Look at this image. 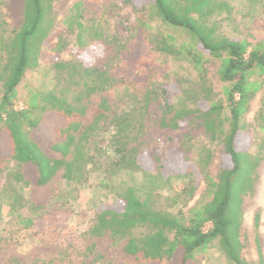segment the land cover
Masks as SVG:
<instances>
[{"label":"trees","instance_id":"trees-1","mask_svg":"<svg viewBox=\"0 0 264 264\" xmlns=\"http://www.w3.org/2000/svg\"><path fill=\"white\" fill-rule=\"evenodd\" d=\"M54 1L23 0L21 23L10 28L0 0V161L15 163L6 183L15 180L41 186L61 171L66 181L83 184L95 171L105 178L121 172L151 177L150 169L154 168L155 175L173 192L166 198L171 204L185 206L201 182L205 188L201 199L188 209L171 210L158 207L155 192L141 196L133 186H121L112 203L97 208L85 232L86 243L68 241L64 252L46 264H53V260L99 264L103 254L96 249L95 240L102 238L110 245L123 241L121 250L134 260L131 264H159L163 257L173 264H196V255L205 252L213 241H217L229 264H255L242 256L240 229L243 198L254 192L260 156L248 149L250 140L242 118L252 98L263 88L264 40L252 43L218 30L212 17L216 13L228 17L232 0H133L149 6L163 26L185 34L182 40L167 31L148 36V24L140 22L133 38H144L150 49L178 57L196 71L195 85L175 88L185 102V106H177L167 95L172 84L155 83L152 72H145L144 63L138 60L137 48L131 51L126 43L107 34L100 16L85 17L84 0H76L62 21L63 31L74 35L72 46L76 49L100 44L101 56L90 66L75 58L52 61L51 88L42 92L29 89L23 106L17 109V85L39 65L42 50L58 54L65 47L61 38L45 46L56 25ZM245 2L251 9L261 0ZM124 54L131 64H119L126 59ZM210 59L216 61V75L224 84L219 99L205 77L204 63ZM118 84L143 85L138 113L112 110L108 91ZM154 95L163 97L164 106L155 116H148L149 105L156 101ZM49 119L57 126L47 124ZM255 121L264 133V98ZM105 124L111 126L110 139L98 146L92 138ZM149 124L171 131L189 129L174 145L176 152L152 154L150 158L143 154ZM195 127L201 128L210 144L220 146L216 175L206 171L213 155L209 146L203 145L197 157L193 156L190 129ZM261 141L264 143V137ZM177 160L182 167L171 168L172 163L179 165ZM105 178L100 185H106ZM174 180L181 182L180 189L172 188ZM13 218L17 230L34 225L33 218L18 212ZM259 218V214L254 216L255 225ZM138 227L145 230L133 233ZM12 234L0 230V252L16 244ZM10 264L27 263L12 259ZM30 264L43 263L34 260Z\"/></svg>","mask_w":264,"mask_h":264},{"label":"rangeland","instance_id":"rangeland-1","mask_svg":"<svg viewBox=\"0 0 264 264\" xmlns=\"http://www.w3.org/2000/svg\"><path fill=\"white\" fill-rule=\"evenodd\" d=\"M2 1L1 9L9 27L17 28L22 20L23 0ZM75 1L56 0L53 2L52 8L56 25L45 46H49L61 38L65 47L58 54L50 53L47 48L42 50L39 65L28 71L17 85L18 100L14 105L15 108L18 109L23 106V98L29 89L42 92L51 88L53 82L52 61L75 58L84 66H90L101 56L102 46L100 44L94 43L83 50L76 49L72 46L74 35L63 31L62 21L68 8ZM231 6V14L228 17L224 13H216L212 17V20L217 23L218 30L228 36L245 38L252 43L264 40V0H261L259 5L251 9L247 7L245 0H232ZM83 12L87 18L100 16L105 32L126 43L129 50L132 51L134 47L137 48L138 60L144 63L145 72H152V78L157 84H172L167 95L175 105L185 106L180 94L175 93V88L195 85L198 80L196 71L188 62L178 57L150 49L149 44L143 41L144 38L133 41L140 22L148 24L145 28V35L147 33L148 36L156 32L167 31L182 40L185 38L183 32L163 26L154 17L149 6H142L133 0L130 3H123L119 0H84ZM123 56L126 59L122 58L123 60L119 64L128 65L132 63L126 54ZM216 67L215 60L210 59L204 63L206 81L211 86L214 97L219 99L224 84L218 80ZM260 79L263 80V88L252 98L249 109L242 118L246 124L247 135L250 140L248 149L251 153L260 156L254 192L243 198V221L240 229L242 256L255 264H264V143L261 141L264 133L258 130L255 121L256 112L264 98V76ZM143 91L141 84L138 86L118 84L111 87L108 93L113 106L112 110L116 113L124 110L138 113L142 104ZM154 96L156 101L149 105L148 116H155L164 106L163 97ZM46 123L52 125L54 123L57 126L55 124L57 122L52 121V119L47 120ZM188 129L181 128L171 131L149 124L144 135L147 145L143 154L150 157L152 154L160 156L165 152H176L174 145L180 140L182 133ZM110 135L111 126L105 124L101 131L92 138L93 143L104 146L109 141ZM190 136L194 158L197 157L203 145L212 149V160L207 165L206 171L211 175H216L220 168V146L210 144L207 136L199 127L191 128ZM1 151L0 145V157L2 156ZM150 161L153 162L152 159ZM14 167L15 163L11 160L0 161V230H5L7 233L13 231L12 235L16 239V244L11 249L0 252V264H10L12 259L27 264L34 260L46 264L51 257L64 252L68 241L85 244V232L92 224L97 208L112 203L115 200L116 191L121 186H133L141 196L148 191L155 192L158 195L156 197L158 207L170 208L171 210L188 209L201 199L205 188L204 183L201 182L193 197L183 206L182 204H171L166 199L171 197L173 192L168 189L169 186L165 185L162 179L155 175L154 168L150 169L151 177H144L138 172H121L110 178H105L103 173L95 171L91 173L85 183L78 184L66 181L62 178L61 171H58L46 184L41 186L15 180L8 185L6 180ZM170 167L181 168L182 163L180 161L179 165L172 163ZM103 178L106 180V185L99 184ZM171 186L178 190L182 184L180 181L174 180ZM17 212L22 216L33 218L34 225L17 230L13 218ZM256 214L260 216L257 225L254 224ZM144 230L143 227H138L133 230V233ZM95 243L96 249L103 254L99 264L135 263L132 258L123 254L121 250L123 241L117 245H110L106 238H102L95 240ZM259 257H261V262H259ZM196 258V264H229L219 249L217 241H213L207 250L197 254ZM53 264H67V261L60 263L53 260ZM72 264H76L75 261ZM159 264L173 263L171 259L163 257Z\"/></svg>","mask_w":264,"mask_h":264}]
</instances>
